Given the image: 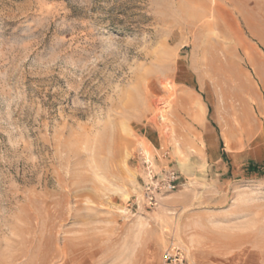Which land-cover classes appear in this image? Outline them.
I'll return each instance as SVG.
<instances>
[{
    "label": "rangeland",
    "instance_id": "1",
    "mask_svg": "<svg viewBox=\"0 0 264 264\" xmlns=\"http://www.w3.org/2000/svg\"><path fill=\"white\" fill-rule=\"evenodd\" d=\"M263 167L264 0H0V264H264Z\"/></svg>",
    "mask_w": 264,
    "mask_h": 264
},
{
    "label": "built area",
    "instance_id": "2",
    "mask_svg": "<svg viewBox=\"0 0 264 264\" xmlns=\"http://www.w3.org/2000/svg\"><path fill=\"white\" fill-rule=\"evenodd\" d=\"M146 165V180L142 186V193L135 198L137 205L143 204L148 208L158 205L160 194L163 191H170L178 186L177 176L173 171L166 172L158 178L151 161L144 158ZM160 264H188L184 250L174 242H170L163 250Z\"/></svg>",
    "mask_w": 264,
    "mask_h": 264
},
{
    "label": "trees",
    "instance_id": "3",
    "mask_svg": "<svg viewBox=\"0 0 264 264\" xmlns=\"http://www.w3.org/2000/svg\"><path fill=\"white\" fill-rule=\"evenodd\" d=\"M247 168L249 171H253V172H257L260 170V166L253 164V163H249ZM262 169L264 170V167Z\"/></svg>",
    "mask_w": 264,
    "mask_h": 264
},
{
    "label": "crops",
    "instance_id": "4",
    "mask_svg": "<svg viewBox=\"0 0 264 264\" xmlns=\"http://www.w3.org/2000/svg\"><path fill=\"white\" fill-rule=\"evenodd\" d=\"M260 63H261V62L259 61L258 64L261 65L262 63H261V64H260ZM261 67H262V66H261Z\"/></svg>",
    "mask_w": 264,
    "mask_h": 264
},
{
    "label": "bare ground",
    "instance_id": "5",
    "mask_svg": "<svg viewBox=\"0 0 264 264\" xmlns=\"http://www.w3.org/2000/svg\"><path fill=\"white\" fill-rule=\"evenodd\" d=\"M162 116V115H161Z\"/></svg>",
    "mask_w": 264,
    "mask_h": 264
}]
</instances>
